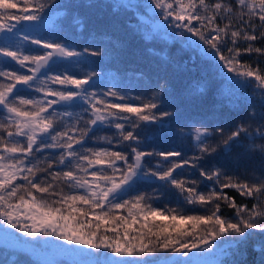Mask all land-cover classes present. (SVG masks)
Segmentation results:
<instances>
[{
	"label": "snow or ice",
	"instance_id": "6c2138e0",
	"mask_svg": "<svg viewBox=\"0 0 264 264\" xmlns=\"http://www.w3.org/2000/svg\"><path fill=\"white\" fill-rule=\"evenodd\" d=\"M48 6L41 0H0V57L6 58L0 64L19 65L0 69L4 80L0 82V225L6 226L0 231L17 244L28 242L7 229L33 241L54 237L78 246L65 248L90 258L83 264H129L128 258L143 264H194L196 256L224 254L215 241L246 245L253 238L259 241L253 247L264 262V239L256 235L264 237V176L246 180L213 163L234 147L258 151L264 158V122L254 128L238 123L228 131L218 125L196 127L197 153L190 158L178 148L149 151L142 147L145 126L157 125L163 132L164 118L171 115L157 112L154 97L135 105L132 101L140 97L116 83L101 88L94 70L79 75L77 67L85 54L97 56V51L81 52L55 40L20 36L26 32L25 24L38 31L48 23ZM149 7L173 29H180L175 34L183 35L188 48L210 67L231 74L229 80L258 88L264 98V73L240 59L264 55V47L252 43L264 41V0H150ZM21 39L37 47L26 53ZM240 41L246 42L244 47ZM202 88L197 81L193 92L202 94ZM77 108L82 111H74ZM105 127L115 129L113 136L98 139L111 147H93L96 133ZM47 150H53L50 157L41 155ZM42 163L46 167L41 168ZM187 168L194 169L192 175L198 178L181 179ZM41 172L46 175L38 176ZM157 181L163 182L161 188L185 194L186 204L211 205L210 214H177L144 203V195L127 198L140 183ZM201 184L206 192L198 190ZM63 185L73 191L65 193ZM226 189L250 199L251 207L238 204ZM222 206L234 210L233 215H222ZM123 210L127 215L121 214ZM149 217L175 223L153 227ZM137 223L140 227L134 228ZM186 224L191 228L182 229ZM109 232L115 235L110 237ZM80 248L103 249L104 254L94 256ZM158 253L170 255L145 259Z\"/></svg>",
	"mask_w": 264,
	"mask_h": 264
},
{
	"label": "trees",
	"instance_id": "16d2710c",
	"mask_svg": "<svg viewBox=\"0 0 264 264\" xmlns=\"http://www.w3.org/2000/svg\"><path fill=\"white\" fill-rule=\"evenodd\" d=\"M41 2L49 5L45 9L48 23L38 31H33L36 38L55 40L81 52L84 49H88L89 53L97 51L100 53L97 56L85 54L84 63L77 67L79 75L82 76L94 70L101 78V88L104 85L110 87L112 83H116L129 90L134 97H140L132 101L135 105H140L142 101L147 102L154 97L159 105L157 112L166 110L171 114L164 118L163 132L157 125L145 126V130L141 133L142 147H147L149 151L178 148L190 158L197 153L194 140L196 127L218 125L228 131L238 123L251 124L254 128L264 122V117L261 115L264 112V98H261L260 90L253 86L246 87L237 79L229 80L228 76L231 74L226 76L225 73H218L215 68L210 67L206 60L201 59L197 53L188 48L184 43L183 35L175 34L179 33L180 29H173L167 21L153 12L149 7L150 0H41ZM236 23L234 21V24ZM253 23L258 24V21L254 19ZM257 34H259V27H257ZM245 43L240 41L239 46L244 47ZM252 43L257 47H264V41L257 40ZM29 49V47L26 49V53ZM240 59L264 73V55L258 56L253 53L242 55ZM13 68L18 69L12 62H9L7 68L4 65L0 66V69L4 70ZM197 81L203 84L202 94L193 92V86ZM0 82H4L2 77ZM53 87L58 86L53 85ZM93 90L97 89L93 88ZM31 95L39 96L35 92ZM74 111L82 110L77 108ZM252 113L255 115H251ZM57 127H60V124H57ZM114 132L115 129L107 127L97 132V139L92 146L111 147L100 142L98 138L112 137ZM244 143L247 145L248 142L244 141ZM52 151L47 150L41 155L50 157ZM213 163L223 166L228 174L246 180L264 176V158L258 151L249 152L245 147H234L230 154L218 155ZM40 167L44 168L46 164L42 163ZM179 171L181 170L178 169L177 172ZM194 172V169L187 168L184 176L180 178L185 180L198 178V174L195 177L192 175ZM43 175L46 174L44 172L38 174V176ZM161 183L163 182L157 181L155 184L142 182L127 198L144 195V203L151 204L152 207L160 210L174 209L177 214H210L211 205L186 204L184 203L185 194L175 188H161L158 186ZM198 190L207 191L203 184ZM63 191L67 193L73 190L63 185ZM225 191L229 196H236L238 204L246 203L251 207L250 199L240 197L232 189ZM233 212L234 210L222 206V215L231 217ZM121 214L127 215V210H123ZM148 223L154 227L155 225L167 226L175 222L165 221L159 217H149ZM139 227L140 223L134 225V228ZM181 228L190 229L191 225H182ZM203 228L204 226H201L198 231L202 232ZM0 233L5 235L2 238H9L6 232L0 231ZM135 234L130 232V235ZM107 235L111 237L115 234L109 232ZM256 235L264 239L259 233ZM16 236L21 240L19 233L16 232ZM42 240L43 238L35 244L27 241L25 245L39 248ZM258 242L257 238H253L249 239L246 245L229 246L223 241L213 243L225 249L221 260L223 264H264L261 260L262 253L259 249L254 250L253 247ZM22 246L23 250H21ZM30 250L24 244L2 245L0 243V264H44ZM79 250L96 255L104 254L103 249L99 252L87 248ZM213 250L216 251L217 248L214 247ZM77 254L81 256V259L89 258L79 252ZM169 255V253H158L156 256L145 259L155 260ZM128 259L129 264H143L140 260L133 262L131 258Z\"/></svg>",
	"mask_w": 264,
	"mask_h": 264
},
{
	"label": "rangeland",
	"instance_id": "374dc122",
	"mask_svg": "<svg viewBox=\"0 0 264 264\" xmlns=\"http://www.w3.org/2000/svg\"><path fill=\"white\" fill-rule=\"evenodd\" d=\"M26 29V32L20 33V36L27 34L31 37L36 38V36L33 34V31H30L31 25L24 26ZM24 49L26 50L28 47H36L35 45H30L24 42L22 39L19 41ZM26 52V51H25ZM6 58L0 57V61L4 60ZM14 63V65L19 68V65H16L15 62L9 61ZM3 64H0L2 66ZM26 71V70H22ZM39 95V94H38ZM0 227H6L4 225H0ZM8 231H12L15 235L16 232L14 229H7ZM1 234V233H0ZM20 234V233H19ZM22 241H30L31 244H35L38 241H33L30 237H24L22 234H20ZM45 240H52L53 243H50L49 245L44 244ZM0 243L2 245H8V244H17L15 240L9 236V238H2V235H0ZM64 245V246H62ZM31 249L30 251H33L39 259H41L42 263L44 264H83L85 261H89L90 258H84L81 259V256L77 254V252L68 251L66 248L68 247H77L75 245H67L63 241L56 240L54 237H47L43 238L41 247L37 248L36 246H29L25 245ZM66 247V248H65ZM21 250H23V246L21 247ZM27 252V250H25ZM215 252V250H213ZM96 255V254H93ZM207 256H196L194 257V264H219V262L222 260L223 255L220 253H217L215 256L211 255L210 253H205Z\"/></svg>",
	"mask_w": 264,
	"mask_h": 264
}]
</instances>
